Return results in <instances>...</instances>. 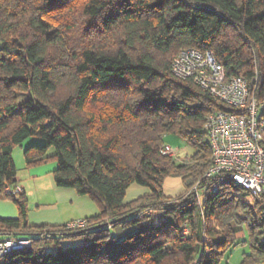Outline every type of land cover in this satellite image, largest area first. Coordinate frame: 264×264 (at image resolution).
<instances>
[{"label":"trees","instance_id":"obj_1","mask_svg":"<svg viewBox=\"0 0 264 264\" xmlns=\"http://www.w3.org/2000/svg\"><path fill=\"white\" fill-rule=\"evenodd\" d=\"M185 48L257 75L264 96V0H0V199L18 209L0 217V239L32 240L0 264H219L241 243V264H264V201H240L228 180L193 190L211 183L205 120L233 109L173 75ZM168 134L195 147L189 162L162 152ZM30 137L41 142L24 149L27 167L55 161L56 185L96 202L86 226L31 225L25 192L6 191L17 185L13 151ZM173 176L185 187L175 198L163 191ZM132 184L150 193L125 202ZM148 209L166 220L153 224ZM74 239L86 244L64 245Z\"/></svg>","mask_w":264,"mask_h":264},{"label":"built area","instance_id":"obj_2","mask_svg":"<svg viewBox=\"0 0 264 264\" xmlns=\"http://www.w3.org/2000/svg\"><path fill=\"white\" fill-rule=\"evenodd\" d=\"M171 70L180 79L191 78L211 96L233 111L219 110L210 113L204 123L212 148L213 162L205 174L211 183L193 190L200 198L203 190L216 192L221 183L228 180L240 188L233 193L240 201L250 204L264 201V96H258V76L248 80L243 75L229 74L224 65L210 51L195 48L180 50L173 58ZM162 152L175 158L176 152L165 144ZM8 193H22L23 186H7ZM155 225L166 220V215L155 209L143 212ZM84 218L69 222L68 228L84 227ZM183 237L190 235V226L180 228ZM205 240L209 241L208 238ZM264 241V233L262 236ZM32 245L28 237L0 239V258Z\"/></svg>","mask_w":264,"mask_h":264},{"label":"crops","instance_id":"obj_3","mask_svg":"<svg viewBox=\"0 0 264 264\" xmlns=\"http://www.w3.org/2000/svg\"><path fill=\"white\" fill-rule=\"evenodd\" d=\"M35 142H41V139L35 138L29 141L27 146ZM165 144H169L176 152L174 159L180 163L189 162L196 152L195 147L184 138L178 140L172 137L171 134L165 136ZM26 147L23 143L22 148L25 149ZM56 167L57 163L53 161L49 165L42 164L27 167L28 169H25L24 173H17L16 183L23 186L24 192L28 197L29 223L31 225H64L99 213L96 202L89 196L79 195L74 188L56 185L53 176ZM46 181L49 182V185L44 183ZM184 190L185 187L181 177H168L163 183L164 194L168 197L175 198L183 193ZM148 193H150L149 188L132 184L127 189L125 202H130ZM17 216L18 209L16 205L10 200L0 199V217L14 218ZM75 242L68 240L64 242V245L70 247L72 244H80L81 240Z\"/></svg>","mask_w":264,"mask_h":264},{"label":"rangeland","instance_id":"obj_4","mask_svg":"<svg viewBox=\"0 0 264 264\" xmlns=\"http://www.w3.org/2000/svg\"><path fill=\"white\" fill-rule=\"evenodd\" d=\"M112 94V92L108 93L107 94V97H110ZM172 137L178 139V140H182V138L176 136V135H173L171 134ZM35 139V137H30L28 138L24 144H25V147L28 145L29 141ZM20 151V152H19ZM54 152V149L51 148L50 150V153ZM19 153L21 155V157L19 158ZM13 159H14V162L16 164V167H17V170L18 172H21V173H24L25 169H28L27 166H26V162H25V158H24V149L22 148V145H19L17 146L14 151H13ZM53 163V161H48L46 162L45 164H51ZM24 167V168H23ZM26 167V168H25ZM44 183H47L49 185V182L46 181ZM28 198V197H27ZM13 202V200H10ZM118 231L122 232L123 230L118 228ZM248 239V236L246 235L244 240L246 241ZM78 240H81V243L80 244H72L73 246H82V244H86L84 240L82 239H74V240H71L72 242L76 243L75 241H78ZM70 245V246H72ZM53 246L50 245L48 246V250H54L52 248ZM250 252V246H249V243H241L233 248H231L228 253L223 257V259L221 260V262L219 264H241V261L244 257V254H247Z\"/></svg>","mask_w":264,"mask_h":264}]
</instances>
